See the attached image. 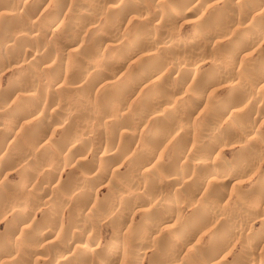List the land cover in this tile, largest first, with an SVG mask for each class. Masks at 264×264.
<instances>
[{
	"label": "clouds",
	"instance_id": "obj_1",
	"mask_svg": "<svg viewBox=\"0 0 264 264\" xmlns=\"http://www.w3.org/2000/svg\"><path fill=\"white\" fill-rule=\"evenodd\" d=\"M0 264H264V0H0Z\"/></svg>",
	"mask_w": 264,
	"mask_h": 264
}]
</instances>
